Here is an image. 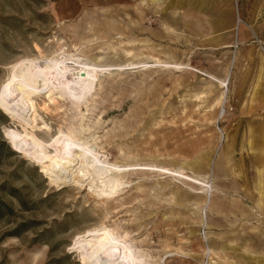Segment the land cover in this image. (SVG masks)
<instances>
[{
	"label": "rangeland",
	"instance_id": "obj_1",
	"mask_svg": "<svg viewBox=\"0 0 264 264\" xmlns=\"http://www.w3.org/2000/svg\"><path fill=\"white\" fill-rule=\"evenodd\" d=\"M55 59L98 73L0 108V264H90L105 226L147 264H264V0H0V89ZM59 129L136 167L57 182Z\"/></svg>",
	"mask_w": 264,
	"mask_h": 264
},
{
	"label": "bare ground",
	"instance_id": "obj_2",
	"mask_svg": "<svg viewBox=\"0 0 264 264\" xmlns=\"http://www.w3.org/2000/svg\"><path fill=\"white\" fill-rule=\"evenodd\" d=\"M37 64L38 63L31 67L20 65L19 69L13 72L8 81L4 83L0 89V108L4 109L5 112L10 113L12 116L15 114L13 110L18 104L21 105V109L24 110L23 113H25V115L26 112L32 110L33 106L30 96L42 91L43 87L48 90L51 84L49 82L51 76L58 80V82L54 84L55 87L63 88L60 98L74 104L79 101L80 97L89 96V91L92 89V85L98 73L96 69L92 68V65L76 64L67 66L59 62L58 59L43 64ZM51 86L53 85H50L49 88H51ZM33 111L34 115H36L34 109ZM34 126L35 125H31V128ZM54 142V145L57 142H61V144L56 145L57 147L55 149L52 147L54 153L48 155L46 161L43 162L42 169L49 176H55L57 182H63L66 178L67 171L72 170L77 163H79L77 169L73 171L75 172L73 176L74 180L78 178L89 180V178H92L90 181H93L95 178L99 180L100 185H98V187L102 190L103 194L109 195L110 193L112 194L113 189L120 184L116 176L127 169H134V167H136L130 165L120 167L118 165L109 164L107 160L105 161V159L103 160L98 157V152L93 148L94 146L92 147V144H89L86 140H79L72 131L64 132L59 129L56 138H54ZM39 158L42 159L44 156H40ZM154 169L165 174H177L189 182L206 186L201 179L184 174L185 172H177L164 167ZM209 196L210 193L207 191L206 199H208ZM114 232V230L107 226L100 228L101 237L93 244L90 249L91 251L87 254L88 258H90L87 263L147 264L143 256H137V254H135L136 252L132 251V249ZM139 251L140 250H138V252ZM209 252L210 248H207V253Z\"/></svg>",
	"mask_w": 264,
	"mask_h": 264
},
{
	"label": "trees",
	"instance_id": "obj_3",
	"mask_svg": "<svg viewBox=\"0 0 264 264\" xmlns=\"http://www.w3.org/2000/svg\"><path fill=\"white\" fill-rule=\"evenodd\" d=\"M0 148L7 149V150L10 151L9 146L7 145V143L5 142V140L2 139V138L0 139Z\"/></svg>",
	"mask_w": 264,
	"mask_h": 264
}]
</instances>
